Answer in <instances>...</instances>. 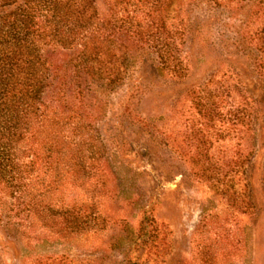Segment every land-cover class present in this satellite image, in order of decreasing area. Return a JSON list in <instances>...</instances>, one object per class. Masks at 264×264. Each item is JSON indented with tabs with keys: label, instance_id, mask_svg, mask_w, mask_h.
Listing matches in <instances>:
<instances>
[{
	"label": "rangeland",
	"instance_id": "rangeland-1",
	"mask_svg": "<svg viewBox=\"0 0 264 264\" xmlns=\"http://www.w3.org/2000/svg\"><path fill=\"white\" fill-rule=\"evenodd\" d=\"M169 5L183 73L130 42L123 83L91 93L84 148L102 157L84 167L47 168L27 134L31 193L0 188V264H264V0Z\"/></svg>",
	"mask_w": 264,
	"mask_h": 264
},
{
	"label": "trees",
	"instance_id": "trees-1",
	"mask_svg": "<svg viewBox=\"0 0 264 264\" xmlns=\"http://www.w3.org/2000/svg\"><path fill=\"white\" fill-rule=\"evenodd\" d=\"M170 1L111 0L112 14L101 19L94 0H0V188L31 193L22 184L34 163L26 150L28 133L45 131L40 159L47 168L62 162L70 172L101 159L92 145L84 148L94 130L90 96L123 83L130 42L154 50L172 74L183 73L177 45L157 14ZM54 53L71 56L58 65L48 57Z\"/></svg>",
	"mask_w": 264,
	"mask_h": 264
}]
</instances>
